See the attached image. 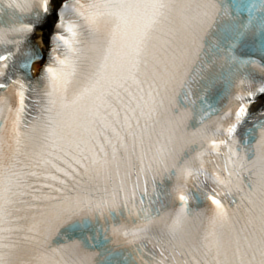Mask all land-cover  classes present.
I'll use <instances>...</instances> for the list:
<instances>
[{
	"label": "snow or ice",
	"instance_id": "6c2138e0",
	"mask_svg": "<svg viewBox=\"0 0 264 264\" xmlns=\"http://www.w3.org/2000/svg\"><path fill=\"white\" fill-rule=\"evenodd\" d=\"M0 264H264V0H0Z\"/></svg>",
	"mask_w": 264,
	"mask_h": 264
},
{
	"label": "bare ground",
	"instance_id": "6f19581e",
	"mask_svg": "<svg viewBox=\"0 0 264 264\" xmlns=\"http://www.w3.org/2000/svg\"><path fill=\"white\" fill-rule=\"evenodd\" d=\"M51 30V23H49L48 25H46L45 31H44V36L47 38L48 36V32H50Z\"/></svg>",
	"mask_w": 264,
	"mask_h": 264
}]
</instances>
